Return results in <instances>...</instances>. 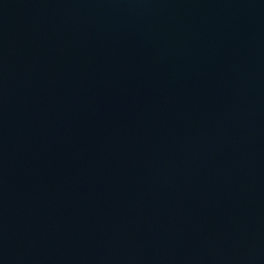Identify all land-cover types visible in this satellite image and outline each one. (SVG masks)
<instances>
[{
    "label": "water",
    "instance_id": "1",
    "mask_svg": "<svg viewBox=\"0 0 264 264\" xmlns=\"http://www.w3.org/2000/svg\"><path fill=\"white\" fill-rule=\"evenodd\" d=\"M0 264H264V0H0Z\"/></svg>",
    "mask_w": 264,
    "mask_h": 264
}]
</instances>
